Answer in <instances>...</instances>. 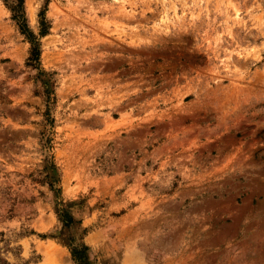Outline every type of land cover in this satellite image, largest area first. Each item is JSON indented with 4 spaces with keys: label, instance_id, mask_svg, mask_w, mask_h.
<instances>
[{
    "label": "rangeland",
    "instance_id": "rangeland-1",
    "mask_svg": "<svg viewBox=\"0 0 264 264\" xmlns=\"http://www.w3.org/2000/svg\"><path fill=\"white\" fill-rule=\"evenodd\" d=\"M11 3L0 264H264V0Z\"/></svg>",
    "mask_w": 264,
    "mask_h": 264
},
{
    "label": "trees",
    "instance_id": "trees-1",
    "mask_svg": "<svg viewBox=\"0 0 264 264\" xmlns=\"http://www.w3.org/2000/svg\"><path fill=\"white\" fill-rule=\"evenodd\" d=\"M10 10L12 11V18L15 20L16 25L18 26V29L20 30L21 34H23L28 41L30 42V50L29 55L27 57V64L36 66L38 65L39 60V54H40V47H39V39L33 32L28 28V25L26 23L25 14H24V8H23V0H13V3H11L9 6ZM41 21H40V35H44L46 33V20L44 17V11L42 10L40 13ZM50 187L54 189L56 192H59L58 188L53 187V181L50 182ZM62 221L67 226L70 224L69 221H72L71 218L68 216L67 213L62 214ZM77 248V246H74L72 248V256L78 261V264H84L83 258L84 255L82 253V249H84V246H80Z\"/></svg>",
    "mask_w": 264,
    "mask_h": 264
}]
</instances>
